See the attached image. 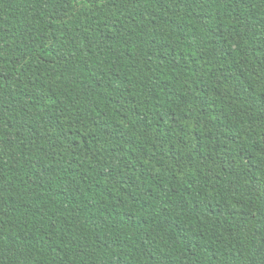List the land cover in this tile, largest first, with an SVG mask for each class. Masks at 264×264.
I'll return each instance as SVG.
<instances>
[{
  "label": "trees",
  "instance_id": "16d2710c",
  "mask_svg": "<svg viewBox=\"0 0 264 264\" xmlns=\"http://www.w3.org/2000/svg\"><path fill=\"white\" fill-rule=\"evenodd\" d=\"M0 264H264V0H0Z\"/></svg>",
  "mask_w": 264,
  "mask_h": 264
}]
</instances>
